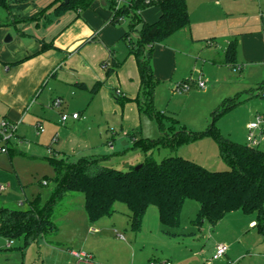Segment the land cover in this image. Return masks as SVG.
<instances>
[{
    "label": "crops",
    "instance_id": "1",
    "mask_svg": "<svg viewBox=\"0 0 264 264\" xmlns=\"http://www.w3.org/2000/svg\"><path fill=\"white\" fill-rule=\"evenodd\" d=\"M40 1L35 0L38 7L47 8L54 0H49L45 5ZM249 1H245L242 7H236L234 0H215L210 11L215 13L199 18L191 14L188 5L191 25L175 34L182 46L176 49L174 44H170L174 35L154 48L151 63L155 76L169 81L173 86L185 79L196 84L202 81L206 84L205 94L213 89L207 87L208 82L214 83L217 80L220 86L226 83L236 84L237 87L222 95L230 103L238 100L244 92L255 96L256 90V95L264 98V12L260 9L263 8L260 4L258 10L250 11L247 8ZM141 14L145 21L152 23L160 17V10L152 7ZM113 18L114 12L109 0H96L89 9L69 12L50 25H45L40 20L13 24L9 18L0 19V125L6 122L13 132L12 137L20 130L23 131V136L26 132L33 131L40 142L28 148H17L11 143L12 137L9 142L0 140V146L7 145L8 153L12 152L8 156L12 162L14 156H20L45 165L43 163H50L49 158L55 153H60L59 157L71 159L98 157L100 155L96 153L90 154L94 152L95 143L87 136H100L108 127V130L113 128V132L120 133L121 138L126 139L130 131L141 129L143 114L135 102L141 96V78L136 58L129 55V52L127 54L128 49L120 44L121 38L128 32L126 20L113 23ZM91 37H95L96 41L76 51L77 47ZM211 39L212 43L209 42ZM232 40L238 45L236 69H231L224 63L225 50ZM42 41L53 47L43 51ZM187 47L190 48L189 51L186 50ZM111 50L122 65L107 78L104 64L109 62ZM187 59H195L197 65L203 60V69L206 71L209 65L216 74L206 73L205 79L199 77L197 81L193 80L196 78L193 73L185 79H182L183 76L178 77L181 62ZM237 74H241L239 78L235 76ZM96 82H102L103 85L93 93L91 90ZM261 86L263 89L259 90ZM58 99L62 101L59 107L55 106ZM238 104L240 103L237 102L236 106ZM236 106L228 113L235 110ZM74 113L79 114L80 118L75 120L70 117L65 123L61 121L63 114ZM260 115L263 114L256 112V120ZM115 117H118L119 131H115L116 125L109 127ZM256 120L244 125L243 138L236 139L241 144H247L248 126ZM88 122H92V125L86 132ZM93 123L98 130L93 127ZM39 126L43 132H40ZM255 134L259 140L258 147L264 146V125ZM114 142L109 144L111 149L115 147ZM125 144L128 143L124 142ZM131 163L127 166H134L135 163ZM44 169L45 172L48 171L47 168ZM12 170L14 172L7 174L0 169V185L4 187L0 192L9 188V192L0 193V201L8 206L20 207L24 205V201L16 193H25L26 190L22 175L19 176L15 169ZM18 172L20 173L19 170ZM34 176L36 178L41 175L36 172ZM32 201L27 199L28 204ZM234 218L244 219L245 222L248 221V227L257 228L255 214H245L240 210L227 214L213 229H217L225 219ZM163 230L164 228L162 232ZM190 234L195 235V232L191 231ZM223 243L217 246L224 245ZM141 246L146 248L145 243ZM217 246L210 252L204 251L197 264H243L247 258L253 260L264 257V250H258L254 245L247 247L232 244L229 247L226 245L229 250L224 257L214 260ZM241 247L243 250L236 252V248ZM131 249L132 256L127 261L113 264H141L137 261V250L133 246ZM91 252L88 251L87 254L96 261V256ZM103 262L111 264L110 261ZM148 262L167 264L168 261L152 258ZM179 262L185 263L183 260ZM68 264L75 263L69 260Z\"/></svg>",
    "mask_w": 264,
    "mask_h": 264
},
{
    "label": "trees",
    "instance_id": "2",
    "mask_svg": "<svg viewBox=\"0 0 264 264\" xmlns=\"http://www.w3.org/2000/svg\"><path fill=\"white\" fill-rule=\"evenodd\" d=\"M96 0H56L52 16H46L48 8H40L35 0H0V7L8 12L13 23L32 22L44 17V24L50 25L69 12H83ZM114 12L113 23L130 18L131 31L121 38L128 47L129 55L136 58L141 78V96L135 100L140 113L156 117L162 124L165 114L154 107V86L157 78L152 69V55L156 45L166 42L177 32L191 25L186 0H131L121 7L119 0H109ZM157 7L158 20L149 23L142 17L146 9ZM138 27L134 41L131 33ZM20 35H23L20 32ZM96 41L91 37L76 51ZM210 43L213 40H209ZM42 41V50L52 48ZM104 64L107 78L116 73L121 62L114 56ZM238 45L232 40L227 45L224 63L231 69L238 67ZM186 83H189L187 80ZM103 85L96 82L91 92L96 93ZM263 86L259 88L262 90ZM264 94V93H263ZM236 100V99H235ZM217 111L225 114L236 106L237 100ZM217 119L203 132L181 130L168 134L161 129L156 140L138 141L136 130L126 136L136 148L145 154V160L127 170L108 167L103 164L109 156H84L78 159L55 153L49 158L54 169L55 188L51 199L45 204L38 200L29 202L28 208H12L0 201V238L12 243L23 239L26 245L46 239L59 233L54 222L57 205L69 194L82 193L85 196V209L92 224L104 217H111L115 205L123 203L131 213L134 231H139L149 206L159 209L163 233L170 237L180 236L181 212L186 200H196L200 204L199 222H209L215 226L227 214L242 211L245 214L257 213V227L264 231V150L258 146L241 144L224 136L216 125ZM211 137L219 149L221 159L228 165V171H210L203 165L182 156H170L158 163L153 152L161 148L177 150L184 145L196 142L203 137ZM0 140L1 136H0ZM115 141L113 135L108 144Z\"/></svg>",
    "mask_w": 264,
    "mask_h": 264
},
{
    "label": "rangeland",
    "instance_id": "3",
    "mask_svg": "<svg viewBox=\"0 0 264 264\" xmlns=\"http://www.w3.org/2000/svg\"><path fill=\"white\" fill-rule=\"evenodd\" d=\"M130 1L121 0V7L129 5ZM186 1H188L187 5H189L191 14L193 13L198 18L215 13L210 12L215 0ZM245 1L247 0H234V3L236 7H242L241 5ZM48 2L49 0L40 1L43 5ZM55 4L56 0L47 7L46 16L53 15L54 9L52 10V8L56 6ZM259 4L263 7L260 9L264 12V0H250L247 8L250 11L258 10ZM7 18V10L0 7V19L6 20ZM44 19L42 17L40 21L44 22ZM123 20H126V31H131L130 18H123L121 21ZM140 28L138 27L137 30L135 29L131 33V38L134 41ZM178 42V35H175L170 40V44H174L175 46L173 45V47L176 49L182 46ZM120 44L128 49L124 41L121 40ZM189 49L188 47L186 48L188 51ZM128 52L129 50L127 54ZM196 62L195 59L183 60L178 77L183 76L182 79H185L193 73L194 78L196 75L193 80L197 81L199 77L205 79L206 73L216 74L209 65L206 71L203 69L202 66L205 64L203 60L199 61V65ZM240 75L237 74L235 76L239 78ZM156 78L154 107L157 112L165 114V117H161L162 124L160 125L156 117L144 113L142 115V127L136 131L138 141L158 139L161 129L168 134H173L183 129L203 132L207 130L216 118V125L222 134L233 141L239 142L236 139L243 138L244 125L247 122L256 120V112L264 116V98L256 95L258 90L254 92L255 96L251 93H242L237 100L240 104L236 106V109L223 115L220 112L218 113L217 110L220 107L230 105V102H228L227 98H222V95L229 89L237 87L236 84L226 83L220 86L216 82L217 80L214 83L208 82L207 87L213 89L210 93L205 94V89L198 87V82L196 84L190 81L191 91L188 93L180 92L178 89V86L185 84L187 79L173 86L169 81ZM117 120L118 117L113 118L109 126L113 127V125H116L117 130L115 131L120 130ZM90 125H92V122H88L86 132ZM94 125L95 123H93V127H96ZM97 128L96 130H98ZM81 131L84 132L83 129ZM81 131L80 133H82ZM21 133H23L22 130L16 132V135L12 137L11 143L14 147L28 148L31 145L40 143L36 139L38 136L35 132H26L25 136ZM114 133L113 128L108 130L107 127L100 136L97 134L87 136L95 143L94 152L90 154L96 153V155L100 156H109V159L104 160L103 164L123 171L129 169L130 166H127V164L130 162L135 163L134 166L143 163L146 157L144 152L136 148L134 142L128 137L122 139L120 133ZM113 135L116 136V141L114 142L115 147L111 149L108 139ZM241 141L243 143L246 142L245 140ZM124 142L128 144L124 145ZM259 148L263 150L264 146ZM11 154L12 152L0 156V169L9 174L14 172L13 168L19 176L22 175L26 191L25 193H16L19 199L24 201V205L20 207L23 209L28 208L27 199L29 201L38 200L39 204L45 205L51 199L55 188L53 181L55 176L54 169L50 167L49 162L43 163L45 165H40L41 163L31 162L20 156H14V161L12 162L8 158ZM170 156L185 157L203 165L210 171L229 170L228 165L219 155L218 146L208 136L198 139L194 143L184 145L177 150L161 148L153 152V157L158 163ZM44 168H47L48 171L45 172ZM36 172L41 176L34 178ZM8 189L7 187L6 191L0 193L9 192ZM10 207L18 208V206ZM115 210L116 212L111 217H104L92 224L85 209V196L82 193L69 194L57 205L55 212L54 222L59 226V233L48 236L46 239L41 238L29 245H26L23 239L15 240L12 242L11 248L7 247L8 242L6 240L0 238V264H68L69 260L75 263L76 260L74 261L75 257L73 258L72 251L83 253L92 251L91 253L96 256L97 263L103 264V261H110L113 264L127 261L130 255L132 256L131 246L137 250V261L141 264H150L148 261L152 258L167 260V264H180L179 260H183L184 264H197L204 251H212L221 242H224L223 244L228 245V247L232 244H240L247 247L254 245L258 250H264V231L260 227L252 229L248 227V221L245 222L244 219L234 218L225 219L217 229H213V225L209 222H199L200 204L196 200L189 199L185 201L181 212V227L176 230V233H179L180 236L177 237L163 234L162 228L164 226L162 227L160 221L159 209L154 205L149 206L147 209L145 219L143 218L141 228L137 232L133 230L128 206L123 203H117ZM254 214L257 217V213ZM191 231H194L195 235H191ZM143 243L146 244V248H142L141 245ZM241 250H243L242 247L236 248V252ZM245 252L244 250L243 253L245 254ZM127 264H130V262H127ZM243 264H264V257L253 260L247 258Z\"/></svg>",
    "mask_w": 264,
    "mask_h": 264
},
{
    "label": "built area",
    "instance_id": "4",
    "mask_svg": "<svg viewBox=\"0 0 264 264\" xmlns=\"http://www.w3.org/2000/svg\"><path fill=\"white\" fill-rule=\"evenodd\" d=\"M198 87H200L201 89H205L206 88V84L202 81L198 82ZM178 89L180 92H188L191 89V84L190 83H185L182 85L178 86ZM62 101L61 100H56L55 101V106L59 107L61 105ZM73 118L75 120L80 118V115L77 113H74L72 115L69 114H63L61 117V121L63 123L67 122V120L69 118ZM262 125H264V116L260 115L257 117L256 122L249 124L248 126V135H247V144L253 147H257L259 146V140L256 137L255 131L258 130ZM40 132H43V129L39 126L38 127ZM13 132H11L8 128V125L6 122H4L3 124L0 125V136L2 141H8L10 140V138L12 137ZM49 152H51V150H49ZM8 153V147L7 145H3L0 146V155L3 154H7ZM4 190V187L0 185V191ZM12 243L7 244L8 248H11ZM229 248L226 245H219L216 248V253L213 257L214 260H218L222 257H224L227 252H228ZM72 255L75 257V264H96L94 261L93 256H91L90 254L87 253H83V252H72ZM150 264H155V262H151Z\"/></svg>",
    "mask_w": 264,
    "mask_h": 264
},
{
    "label": "water",
    "instance_id": "5",
    "mask_svg": "<svg viewBox=\"0 0 264 264\" xmlns=\"http://www.w3.org/2000/svg\"><path fill=\"white\" fill-rule=\"evenodd\" d=\"M67 2H68V0H67ZM140 167V165H138L136 168L138 169Z\"/></svg>",
    "mask_w": 264,
    "mask_h": 264
}]
</instances>
